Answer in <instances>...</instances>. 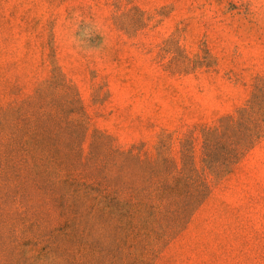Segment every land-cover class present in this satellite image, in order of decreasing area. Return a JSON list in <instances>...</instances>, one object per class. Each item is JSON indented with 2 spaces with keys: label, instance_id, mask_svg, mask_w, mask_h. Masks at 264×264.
Wrapping results in <instances>:
<instances>
[{
  "label": "rangeland",
  "instance_id": "rangeland-1",
  "mask_svg": "<svg viewBox=\"0 0 264 264\" xmlns=\"http://www.w3.org/2000/svg\"><path fill=\"white\" fill-rule=\"evenodd\" d=\"M252 105L264 0H0V264H264Z\"/></svg>",
  "mask_w": 264,
  "mask_h": 264
},
{
  "label": "trees",
  "instance_id": "trees-1",
  "mask_svg": "<svg viewBox=\"0 0 264 264\" xmlns=\"http://www.w3.org/2000/svg\"><path fill=\"white\" fill-rule=\"evenodd\" d=\"M261 93L263 89H260ZM242 117L239 121L238 125L241 128L248 129L250 131V135H253L255 138L259 137L261 133L264 132V118L260 120V122L253 120V105L249 110L242 111ZM245 115V116H244Z\"/></svg>",
  "mask_w": 264,
  "mask_h": 264
}]
</instances>
